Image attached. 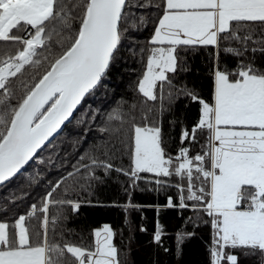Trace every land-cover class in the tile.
Segmentation results:
<instances>
[{"label": "snow or ice", "instance_id": "snow-or-ice-1", "mask_svg": "<svg viewBox=\"0 0 264 264\" xmlns=\"http://www.w3.org/2000/svg\"><path fill=\"white\" fill-rule=\"evenodd\" d=\"M150 24L147 46L132 49L126 33ZM208 46L216 50L211 104L173 84L183 53ZM125 50L145 69L136 84L139 105L109 113L100 129L108 141L49 182L23 213L16 204L22 197L0 205V264H128L129 248L117 245L110 225L93 229L85 243L65 227L63 210L68 205L76 212L81 204L54 195L90 192L112 172L130 179L129 191L141 180L154 185L149 191L175 188V200L168 196L156 210H189L193 228L210 225L211 264H241L254 255L264 264V68L255 64L256 54L264 55V0H0V187L22 175L76 119ZM221 50L237 58L235 68L220 65ZM181 95L197 101L201 113L191 130L181 129L173 155L161 117ZM204 131L200 151L192 154ZM124 156L128 168L117 167L114 161ZM69 179L73 184L62 187ZM163 235L157 222L152 243L162 246ZM195 235L177 234V256Z\"/></svg>", "mask_w": 264, "mask_h": 264}, {"label": "trees", "instance_id": "trees-1", "mask_svg": "<svg viewBox=\"0 0 264 264\" xmlns=\"http://www.w3.org/2000/svg\"><path fill=\"white\" fill-rule=\"evenodd\" d=\"M153 18H155L153 16ZM128 43L132 49L146 47L147 41L152 35V25L140 31L126 33ZM223 47V46H222ZM59 52V49H55ZM215 49L212 46L201 47L197 51L183 53L182 68L178 66V72L173 76V84L177 88L187 87L195 92L205 102L213 103L214 76L212 67L215 57ZM219 63L228 68H235L237 58L231 54L219 53ZM255 64L264 68V55L256 54ZM143 63L138 55L125 50L121 54L115 66L109 73L104 87L95 95L86 98L82 103L76 119L54 138L53 142L43 150L35 163L30 164L27 170L15 178L10 185L0 187V205L9 197L16 195L22 199L16 201L18 212L23 213L31 203L38 202L49 190L50 183L55 182L68 172L73 170L80 156L89 152L94 146H103L108 141V134L100 131L105 126L109 113L117 108L127 111L131 104L139 105L141 95L136 91V84L144 71ZM172 75V74H169ZM28 78L26 74L25 79ZM201 105L188 96L181 95L172 102L168 111L161 117L163 139L168 151L176 154L180 146V133L182 128H191L200 118ZM95 117V118H93ZM206 131L198 132V143L191 145L192 154L200 151L199 144H203ZM128 132L125 130L124 138ZM188 142H185V146ZM99 155V153H97ZM43 163H40V161ZM117 167L128 168L127 156L115 161ZM97 175L103 177L102 172ZM147 175V174H142ZM104 182L98 183L89 192L77 188L69 191L65 196L60 189L54 194L57 198H71L81 204L78 211L74 212L71 206H64L67 216L65 227L73 233L84 238L85 243L92 240V230L110 226L117 232L116 243L124 249L128 246V264H211L208 247L211 244L212 229L208 224H200L193 228L188 217L193 212L180 209L156 210V205L163 206L168 196L175 200L177 196L175 188L166 191H149L148 185L143 180L138 181V187L128 190L130 179L117 172L103 177ZM71 179L62 187L72 185ZM131 203L139 208H128L124 205ZM53 209H50V214ZM201 217H208L201 213ZM157 222L163 227V245L152 243V236L157 228ZM147 229L146 232L140 228ZM195 232V236L186 239L182 245V254L177 256V234L181 232ZM121 236L123 239H121ZM131 243L129 244V239ZM78 242V241H74ZM168 251L165 252L164 249ZM261 258L252 256L241 258V264H260Z\"/></svg>", "mask_w": 264, "mask_h": 264}, {"label": "water", "instance_id": "water-1", "mask_svg": "<svg viewBox=\"0 0 264 264\" xmlns=\"http://www.w3.org/2000/svg\"><path fill=\"white\" fill-rule=\"evenodd\" d=\"M79 108H80V107H79ZM75 115H76V114H75ZM63 128H64V126H62V130H63ZM62 130H61V131H62ZM61 131H60V132H61ZM60 132H59V133H60ZM59 133H58V134H59Z\"/></svg>", "mask_w": 264, "mask_h": 264}, {"label": "crops", "instance_id": "crops-1", "mask_svg": "<svg viewBox=\"0 0 264 264\" xmlns=\"http://www.w3.org/2000/svg\"><path fill=\"white\" fill-rule=\"evenodd\" d=\"M213 102H214V97H213Z\"/></svg>", "mask_w": 264, "mask_h": 264}, {"label": "rangeland", "instance_id": "rangeland-1", "mask_svg": "<svg viewBox=\"0 0 264 264\" xmlns=\"http://www.w3.org/2000/svg\"><path fill=\"white\" fill-rule=\"evenodd\" d=\"M108 225H110V224H108Z\"/></svg>", "mask_w": 264, "mask_h": 264}]
</instances>
